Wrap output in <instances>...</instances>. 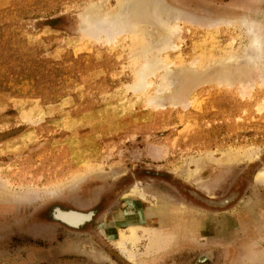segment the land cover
I'll return each mask as SVG.
<instances>
[{
    "label": "rangeland",
    "instance_id": "obj_1",
    "mask_svg": "<svg viewBox=\"0 0 264 264\" xmlns=\"http://www.w3.org/2000/svg\"><path fill=\"white\" fill-rule=\"evenodd\" d=\"M262 170L264 0H0V264H264Z\"/></svg>",
    "mask_w": 264,
    "mask_h": 264
},
{
    "label": "water",
    "instance_id": "obj_2",
    "mask_svg": "<svg viewBox=\"0 0 264 264\" xmlns=\"http://www.w3.org/2000/svg\"><path fill=\"white\" fill-rule=\"evenodd\" d=\"M185 190V189H184ZM188 195L190 197H192L195 201L204 204L207 207L210 208H217V209H223L226 208L228 205H230L232 202H234L235 199H237V197L239 196L238 192H230L227 195H225L224 197L214 200V199H210L207 198L203 195H201L198 191L196 190H185ZM59 212L65 213V214H73V215H77L80 218H78V220H76L75 222L72 223H65L63 222V220H61L60 218L57 217V214ZM93 212L89 211L87 213H81L78 211H74V210H66V211H62L59 207H55L52 210L51 213V219L52 221L55 222H59L62 225L68 227V228H72V229H77L79 228V226H81L83 223L88 222L91 220L92 216H93ZM83 216V217H82Z\"/></svg>",
    "mask_w": 264,
    "mask_h": 264
},
{
    "label": "bare ground",
    "instance_id": "obj_3",
    "mask_svg": "<svg viewBox=\"0 0 264 264\" xmlns=\"http://www.w3.org/2000/svg\"><path fill=\"white\" fill-rule=\"evenodd\" d=\"M257 42V41H256ZM257 44H259V43H257ZM261 46V45H260ZM258 48V47H257ZM257 51H258V49H257ZM254 60V59H253ZM256 180L257 181H261V182H264V170H262V171H259L258 173H257V175H256ZM136 190V192H134L133 194V196H137V197H139V198H141L142 197V192H140L139 190L137 191V188L135 189ZM134 190V191H135ZM146 196V195H145ZM143 198V197H142ZM145 200V199H144ZM62 210V209H61ZM62 211H66V210H62ZM74 211H76V210H74ZM78 212H80V211H78ZM81 213H84V212H81ZM86 213V212H85ZM131 214H134V212L132 213L131 212ZM123 216V215H122ZM57 217L58 218H60L61 220H63V222H65V223H72V222H75L76 220H78V218H80L79 216H77V215H73V214H65V213H62V212H59L58 214H57ZM83 217V216H82ZM121 219V218H120ZM120 219H118V220H120ZM123 219H124V216H123ZM134 219V224L135 223H137V219H136V217H134L133 218ZM130 220H132V218H130L128 221H130ZM132 222V221H131ZM136 225V224H135ZM135 225H132V227L134 228V229H136V226ZM138 225V224H137ZM123 226V225H122ZM131 227V226H130ZM138 227V226H137ZM140 227V226H139ZM133 228H132V231H133ZM137 230V229H136ZM135 232L133 231V234H134ZM148 234V236L150 237L149 239H150V245L152 246V248H158V249H160V247L161 246H164L163 245V242H164V240H161V237H160V239L157 237L158 235H157V232L156 233H153V231H151L150 230V232H149V230H148V232H147ZM130 235H132V232H131V234ZM157 235V236H156ZM134 236H135V234H134ZM113 238H116V240H114L116 243L115 244H117V246L119 247V248H121V249H125V242L126 241H132V243H133V236L131 237H129V236H127L125 233H124V231H121V232H119L118 234H116V235H114V237ZM166 237H163V239H165ZM166 241V240H165ZM127 243V242H126ZM165 243V242H164ZM171 244V243H170ZM169 244V245H170ZM166 246V245H165ZM165 249V248H164ZM122 252V251H121ZM130 254V253H129ZM205 256H207V255H205ZM205 256H203V258H207V257H205ZM130 258H131V260H134V258H136V255L135 254H130Z\"/></svg>",
    "mask_w": 264,
    "mask_h": 264
},
{
    "label": "flooded vegetation",
    "instance_id": "obj_4",
    "mask_svg": "<svg viewBox=\"0 0 264 264\" xmlns=\"http://www.w3.org/2000/svg\"><path fill=\"white\" fill-rule=\"evenodd\" d=\"M53 210V209H52ZM52 210H51V212H50V215H49V217L51 216V213H52ZM68 210H72V209H68ZM89 212V211H88ZM91 212H93V211H91ZM85 213V212H84ZM87 213V212H86ZM94 213V212H93ZM95 216V213L93 214V216H92V218H91V220L90 221H88V222H85V223H83L81 226H79V228H77V229H74V230H76V231H80V233H85V234H92L91 233V231L89 230V229H87V225L88 224H90L92 221H93V217ZM50 219H51V217H50ZM52 220V219H51ZM70 229H72V228H70ZM116 261H118V262H120V263H123V264H126L124 261L122 262V261H120V260H116ZM106 262V261H105ZM74 264H104V263H100V261H95V260H92V261H86L85 263L84 262H81V263H74Z\"/></svg>",
    "mask_w": 264,
    "mask_h": 264
},
{
    "label": "crops",
    "instance_id": "obj_5",
    "mask_svg": "<svg viewBox=\"0 0 264 264\" xmlns=\"http://www.w3.org/2000/svg\"><path fill=\"white\" fill-rule=\"evenodd\" d=\"M194 232V231H193ZM183 234H185L184 232H183ZM177 236H178V234H177ZM114 248V247H113ZM116 250V249H115Z\"/></svg>",
    "mask_w": 264,
    "mask_h": 264
}]
</instances>
